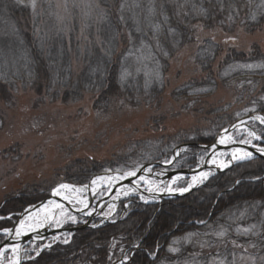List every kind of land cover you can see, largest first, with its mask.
<instances>
[{
  "label": "trees",
  "instance_id": "16d2710c",
  "mask_svg": "<svg viewBox=\"0 0 264 264\" xmlns=\"http://www.w3.org/2000/svg\"><path fill=\"white\" fill-rule=\"evenodd\" d=\"M35 8L30 0H0V83L12 88L19 83L45 87L46 95L53 100L75 102L85 93H94L99 95L97 104L101 105L119 89L149 99L159 98L166 88L170 60L190 42L191 27L198 21L220 25L221 10L226 9L230 12L223 16L245 23L247 30L254 31L264 24V0H91L67 10V27L55 34L48 25L56 14L47 6L39 8V13ZM38 22L45 24L39 37L35 35ZM204 42L194 56L200 69L208 71V78L205 82L193 80L179 85L173 90L176 99L204 101L203 97L217 89L218 77L247 91L248 97L264 96V53L260 47H253L249 54L231 47L215 73L212 65L222 46L212 39ZM42 82L45 85L38 86ZM256 97L251 99L253 104L262 101ZM221 116L216 128L208 134H173L171 145L165 143L162 149L154 145V151L140 150L136 159L139 162L161 159L183 142H190L189 149L193 152L200 151V144L210 143L220 130L221 121L226 118L224 114ZM102 164L92 162L89 168L77 172L80 177H88L107 168ZM263 174V161L254 160L220 173L188 196L165 200L160 207L135 203L117 223L81 230L76 246L45 253L42 258L87 249L99 264H104L111 254L116 256L139 242L140 248L126 264H166L173 255L168 252L173 238L204 227L215 229L224 223L225 215L233 207H241L248 201L264 203ZM252 176L261 178L247 180ZM238 178L242 180L229 190ZM38 198L42 196L33 190L13 199L14 208ZM193 220L207 222L203 226L188 223ZM149 252L157 253L156 259L149 258Z\"/></svg>",
  "mask_w": 264,
  "mask_h": 264
},
{
  "label": "rangeland",
  "instance_id": "374dc122",
  "mask_svg": "<svg viewBox=\"0 0 264 264\" xmlns=\"http://www.w3.org/2000/svg\"><path fill=\"white\" fill-rule=\"evenodd\" d=\"M90 1L35 0V12L39 13L46 6L52 9L56 18L48 26L56 34L64 26L67 27V10L84 6ZM229 12L221 10L220 25H215L216 22L207 25L203 21L193 24L192 39L170 60L166 88L156 99L137 93L128 94L119 89L105 98L101 105L97 104L99 95L94 93H85L75 102L53 100L46 95L45 87L19 83L12 88L0 83V228H10L16 223L22 208H14L13 199L17 197L22 198L26 193L38 190L43 200L52 196L53 189L59 184L72 183L68 180L69 173L87 169L92 162L136 164L138 162L134 160L141 155L140 150L150 148L154 151V145L161 149L165 143L168 145L171 142L173 134L180 132L205 135L214 130L215 123L223 118L222 114H233L235 119L250 107L251 99L260 97V94L248 97L250 93L248 95L247 91L225 83L219 77L217 89L203 97L204 101L193 102L192 99H176L173 96V90L179 85L193 80L205 82L208 78V71L200 69L194 56L207 39L222 46L212 65L215 73L231 47L249 54L256 46L264 53V24L254 31L247 30L245 23L223 16ZM43 25L44 22L37 23L35 35L38 37ZM42 85H45L44 82L38 84ZM214 110H220V113H214ZM251 127L260 134L264 131L257 124ZM232 136L238 142L250 140V143L260 145L248 135L247 129L235 131ZM189 181V177L181 178L174 187L184 188ZM255 208L247 221L241 218L249 212L241 213L242 206L233 207L219 227H204L173 238L168 247L170 255H173L166 264H220L221 261L224 264H264V243L257 246L256 242L264 232V206L253 205ZM111 210L106 209L105 214H113ZM119 212L116 210L114 215ZM64 216L72 217V213L67 212ZM28 217L30 215L25 218V224L29 221ZM58 218L54 220L58 221V227H68L78 221L75 216L74 220L70 218L67 224L62 225ZM221 232L225 234L220 235ZM5 238L6 235L0 231V243ZM65 240L68 242L65 243ZM70 241L71 234L68 232L60 233L48 242H29L21 247L22 262L34 258L42 248L56 242L62 248L77 245L78 241L69 244ZM10 255L13 256L12 253ZM10 255L5 254L4 262L11 259ZM148 256L150 258V252Z\"/></svg>",
  "mask_w": 264,
  "mask_h": 264
},
{
  "label": "snow or ice",
  "instance_id": "6c2138e0",
  "mask_svg": "<svg viewBox=\"0 0 264 264\" xmlns=\"http://www.w3.org/2000/svg\"><path fill=\"white\" fill-rule=\"evenodd\" d=\"M21 2H22V0H21ZM30 3H31V6L33 8H35V6H36L35 0H30ZM252 119L259 120L261 124H264V116H256V117H253ZM241 123H243V122H241ZM232 127H235V125H233ZM224 132H225L226 135H223V136H221L219 138L218 143H220V144H225L226 140L229 138V137H227L228 130L225 129ZM248 135L251 136V137H254L256 139H259V137H256L255 132H251L250 131V132H248ZM241 142L242 143H250L251 141L250 140H246V141H241ZM212 147L214 149L216 147V145H212ZM237 151H242V150H237ZM259 151L264 152V148H260ZM177 155H179V153H177ZM251 155H252V153L244 151L242 156H238V155L233 154L232 159L233 160H242V159H245V158H247V157H249ZM223 166L227 167V165H223ZM127 175H135V172H129V173H127ZM200 175H201L202 178L206 179L208 174L207 173H201ZM140 179L143 180L144 178L141 177ZM195 179H196V177L194 176L193 180H195ZM95 183H96V180H93L92 184H95ZM237 183H239V181H237ZM69 188H74V186L62 183V184H59L56 188H54L53 192L56 195H60V191L62 189H69ZM186 190L187 189H181V191H186ZM169 191H171V189H169ZM141 199H144V197L141 196ZM0 219H2V218H0ZM71 219L74 220L75 217H71ZM24 224H25L24 220H21L19 222V225L15 228V235L17 237L22 234L21 230L24 227ZM0 231H2L4 234H10L13 230L9 229V228H3V229H0ZM245 231H247V230H245ZM224 234H225L224 232L220 233V235H224ZM64 242L67 243L68 241L65 240ZM8 250H10L14 254L13 258L8 261V264H20V257H19V254H18L19 253V245L18 244H10V245H5L3 247H0V264H3V258L5 256V252L8 251ZM173 251H175V249H173ZM37 255H39V253H37ZM125 259H128V258L125 257ZM220 264H224V261H221Z\"/></svg>",
  "mask_w": 264,
  "mask_h": 264
},
{
  "label": "bare ground",
  "instance_id": "6f19581e",
  "mask_svg": "<svg viewBox=\"0 0 264 264\" xmlns=\"http://www.w3.org/2000/svg\"><path fill=\"white\" fill-rule=\"evenodd\" d=\"M242 127V124L241 125H238L237 126V129H240ZM251 132H253L252 130H250ZM249 131V132H250ZM223 135H226V134H223ZM222 135V136H223ZM227 137H229L227 140H226V143L225 144H222V145H226V144H228L230 141H231V136L229 135V132H227ZM233 144V143H232ZM236 151V152H235ZM245 150H242V151H237V150H234V149H231V150H229L228 151V153H230L232 156H233V154H235V155H238V156H242L243 155V152H244ZM248 152V151H247ZM250 153V152H249ZM231 161H233V159L231 158V160L228 162V163H225L224 162V158L222 157V158H220V159H218V160H214V162H211V164H213V165H218V166H223V165H228ZM234 161H236V160H234ZM224 167V166H223ZM202 173H207L208 175H207V177L209 176V172H202ZM196 177V179L195 180H193L192 179V185H194V184H200L201 182H203L204 180H206L205 178H202L201 177V175H198V176H196V175H192V177ZM99 182L100 183H111V181H104V180H100V181H98L97 182V184H99ZM112 184V183H111ZM64 192H70L71 194L70 195H72V197H74V199H76V200H81V197L80 196H78L79 194H81V192H82V190H80V189H77V190H75V189H72V188H69V189H62L61 191H60V195L61 194H64ZM60 195H56V196H60ZM83 202V204L85 203L84 201H82ZM57 207V206H56ZM58 208V207H57ZM54 209H55V206H54ZM39 213H41L40 211H39ZM44 213H45V211H42V215H43V217H44ZM62 213V211L59 213V214H61ZM64 213V212H63ZM40 219V220H39ZM41 219L42 218H40V217H38V215H36L35 216V218H34V216H33V218H30L29 219V221H31V223H30V225H31V227L30 228H26V226H28V225H24V227L22 228V230H21V235H24V234H27V233H29V232H34V231H39V230H41V228H42V224H43V221H41ZM25 220V219H24ZM25 222V221H24ZM20 235V236H21ZM14 237H16L15 239H18V238H20L19 236H18V238H17V236H14Z\"/></svg>",
  "mask_w": 264,
  "mask_h": 264
},
{
  "label": "water",
  "instance_id": "95a60500",
  "mask_svg": "<svg viewBox=\"0 0 264 264\" xmlns=\"http://www.w3.org/2000/svg\"><path fill=\"white\" fill-rule=\"evenodd\" d=\"M217 141H218V138H216V140H215V142H214L213 145H217ZM211 147H212V146H211ZM242 147H244V148H248L247 146H242ZM248 149H250V148H248ZM251 150H252L253 152H255L257 156L264 158V153L258 152V151L254 150V149H251ZM205 166H206V167H209L208 164H205ZM202 167H203V166H202ZM202 167H201V168H202ZM142 171H144V170H140V173H142ZM190 171H191V170H182V172H190ZM176 173H177V172H171V173H169V175H168L166 178H167V179H170L171 176L175 175ZM109 175H115V176H116V173H111V174H109ZM120 175H121V174H120ZM135 178H136V176H135V177H130V178H124V182H126V183H131ZM153 195H154V196L165 197L167 194H158V193H157V194H153ZM172 195H177V194H172ZM40 205H41V204H38V205L34 206V208H38ZM30 239H34V238L32 237V235H30V236H24V237H23V240H30ZM9 241H10V239H8L6 243H9ZM1 247H3V246H1Z\"/></svg>",
  "mask_w": 264,
  "mask_h": 264
}]
</instances>
